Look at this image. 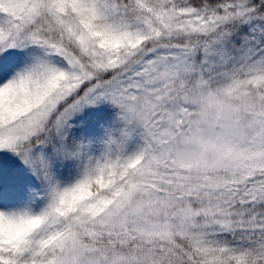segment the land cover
Instances as JSON below:
<instances>
[{
    "label": "snow or ice",
    "instance_id": "obj_1",
    "mask_svg": "<svg viewBox=\"0 0 264 264\" xmlns=\"http://www.w3.org/2000/svg\"><path fill=\"white\" fill-rule=\"evenodd\" d=\"M0 264H264V0H0Z\"/></svg>",
    "mask_w": 264,
    "mask_h": 264
}]
</instances>
